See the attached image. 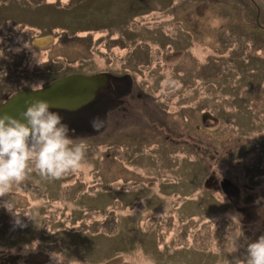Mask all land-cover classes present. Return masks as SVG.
<instances>
[{"label": "rangeland", "instance_id": "1", "mask_svg": "<svg viewBox=\"0 0 264 264\" xmlns=\"http://www.w3.org/2000/svg\"><path fill=\"white\" fill-rule=\"evenodd\" d=\"M254 1L259 25L251 0H0V104L16 89L38 88L63 72L127 73L148 95L142 99L168 109L174 124L182 122L179 107L189 122L214 107L217 128L190 133L220 143L222 163L214 166L216 152L208 155L202 145L156 138L140 143V162L123 163L142 166L141 181L123 173L127 145L117 132L104 138L107 131H99L95 140L70 131L74 144L88 145L81 167L53 180L33 166L0 197V264H246L248 244L264 235V0ZM189 20L211 33L197 34L193 44L175 41L192 31ZM217 34H226L227 46ZM172 48L184 53L177 64L187 69L194 54L198 66L223 64L224 80L214 81L213 91L201 76L195 86H175L179 65L168 67L162 53ZM236 54L249 61L245 78L231 59ZM162 146L175 167L155 165L164 163ZM187 156L188 167L177 165ZM211 166L230 176V195L204 185Z\"/></svg>", "mask_w": 264, "mask_h": 264}, {"label": "flooded vegetation", "instance_id": "2", "mask_svg": "<svg viewBox=\"0 0 264 264\" xmlns=\"http://www.w3.org/2000/svg\"><path fill=\"white\" fill-rule=\"evenodd\" d=\"M253 4H255L254 0H251ZM256 5V24L259 25L258 20H259V6L258 4ZM191 13V12H189ZM188 15H191L189 14ZM190 19L189 17H187ZM193 18V17H192ZM193 21H188V25L192 26V31L191 32H186V36L183 34H176V38L174 37L175 41H179L182 39H187L189 41V44L194 43V38L198 34H205L206 32L211 33L209 29H204L203 31H196L194 29L195 24ZM264 28V27H262ZM190 35V36H189ZM221 36H226V34H217V39L218 43L221 44V47L223 48L224 46H227V42L225 41L224 37L222 38ZM264 31L261 30L258 38L260 40L259 43H261L262 39L264 38ZM221 37V38H220ZM189 39V40H188ZM162 45V44H160ZM166 46L167 44H164ZM181 45V44H180ZM257 49V48H255ZM261 50V49H260ZM165 64H175L179 65V63L182 59L183 52L180 51V49L172 48V49H165L162 50ZM240 54L233 55L231 59L234 61L239 66V71L241 73V77L245 78L248 76L246 72H244L246 68L245 62L248 64L249 61H247L246 58H239ZM239 58V60H238ZM262 59L264 60V52L262 54ZM262 59H260L262 61ZM253 60H257L255 57ZM196 60V55L194 54L191 56V68L186 67V65L181 64L179 65V74L176 76V81H175V86L178 85L180 89L183 88V85H191L195 86V78L201 76V79H204L205 82L211 83V86H208V90H214V87L216 86L214 81H216V84L219 80H224L225 75L222 73L223 64L213 66V63L210 62L209 60H206L204 63L200 61L202 64L201 66H198L195 63ZM223 62V60H222ZM230 61L228 60V63ZM260 63V61H259ZM200 65V64H199ZM172 66V65H171ZM168 65V67H171ZM197 66V67H195ZM260 67V66H259ZM214 69L218 70V73H215ZM99 72H106L108 82L106 87H102L99 89L97 92V95L95 98L92 100L91 103L87 104L84 106V108L73 111V112H68L65 110H60L58 113L65 119L66 121H63L66 123L72 134L77 132L79 129L82 132H86L87 134L90 135H97L101 134L103 130L107 131V136L104 138L111 137L112 132H117V138L120 141L125 142L127 145L126 149L121 150V156L124 159L122 161V167L123 168V173H127L128 175H131L133 177H136L137 179H142L140 177H143L140 172H137L138 169H141L142 166L138 164H133L132 166L125 165L123 163H131L132 161H138L140 162L143 155V151L139 148L140 143L143 141H147L148 143L154 142V140L157 138L159 139L160 143H164L165 141L172 142L175 140V137H179L181 139L182 145L183 146H189L191 142L196 145L197 147L201 148V145L203 147V152L207 153L208 155L212 154V152H216L214 155V166H221L222 163H220L219 158L221 155L218 153V144L220 143H202L203 139L199 135V133L194 137L191 133L190 130H200L202 127L203 128H217L215 126L218 125L220 121V116L214 110H216L214 107L211 105L208 106V108H202L201 111H199L197 114H194L195 116L193 117L194 121L189 122L185 115H187L189 112L186 110V108L179 107V113L178 116L181 114V121L178 123H173V121L169 118L168 116V109L162 110L160 109V104L155 103L153 99L149 98L150 100L147 99H142L143 97H148L146 95L142 88H138L137 85L135 84V81L133 77L127 73H114L109 70L105 71H94V73H99ZM221 72V73H220ZM71 73H81V72H76V71H71V72H63L60 74V76L54 77L53 79L49 80L48 83L41 84L40 86H45L48 85L50 82L55 81L57 79H60V77H63L65 75H69ZM86 75H92V73H85ZM82 73V74H83ZM203 81V80H202ZM200 82V80L198 81ZM264 83V78L263 81ZM172 87V85H170ZM30 88V87H29ZM21 89H27V88H21ZM19 89H16V91ZM14 91V92H16ZM184 92V91H183ZM183 93H180L178 97H180V100L183 98L182 97ZM229 94H235L237 95V92H230ZM8 96V95H7ZM238 96V95H237ZM209 98L212 100L214 97L211 95H206V98ZM6 98V96H5ZM5 98L3 99L2 103L5 101ZM238 98V97H237ZM198 99H196L197 101ZM212 104V103H211ZM235 106V104H234ZM239 111L241 108L236 107ZM223 113V111L221 112ZM85 120H81L82 118H85ZM94 117H99L101 120H103V124L98 128V130L94 129L91 125V121ZM78 120H81L78 121ZM194 122V123H193ZM108 127V129H106ZM111 129V130H110ZM84 130V131H83ZM110 130V131H109ZM79 133H82L80 132ZM101 133H100V132ZM74 133V134H75ZM73 134V135H74ZM93 139L97 140L98 138H102V136L97 137H92ZM263 138V137H262ZM261 138V139H262ZM234 141H237L236 139ZM136 143V144H135ZM252 144V143H251ZM241 149L240 146H237ZM163 148V146H162ZM235 150V149H234ZM232 151V150H231ZM241 151V150H240ZM247 153L249 151H254L252 148L245 149L243 150ZM223 152H220V154ZM231 153V152H230ZM162 157L164 160V163H158L155 162V165H161V167H175L174 164L170 163L169 156L166 152V150L163 148L162 152ZM167 155L168 158H164V156ZM146 156H151L150 154H146ZM156 161H157V156ZM255 163V161H253ZM190 163V157L187 156L183 159V161L180 164L182 167H188ZM257 167H263L262 165H258ZM256 167V168H257ZM254 169V173L255 170ZM108 170V168L106 169ZM264 169L262 168L261 173L264 175ZM221 172V170H219ZM260 172V171H259ZM207 179L204 181V185L208 186V189H218L222 191L225 195H230L232 192V182L231 179H229L230 176L223 175V174H218L216 171V168L211 166L210 171L207 172ZM220 176V177H219ZM135 181L133 178L129 179ZM140 182V181H138ZM148 186H151V180L147 181ZM171 189V188H170ZM236 203V201H234Z\"/></svg>", "mask_w": 264, "mask_h": 264}, {"label": "clouds", "instance_id": "3", "mask_svg": "<svg viewBox=\"0 0 264 264\" xmlns=\"http://www.w3.org/2000/svg\"><path fill=\"white\" fill-rule=\"evenodd\" d=\"M26 104L19 117L0 115V197L12 193L13 183H22L33 166L40 176L55 180L81 167L86 159L88 145L73 143L69 126L58 112L50 110L49 102L34 99ZM102 124L99 117L91 121L96 130ZM11 203L6 201L3 206L9 209ZM236 264L245 262L237 260ZM246 264H264V235L248 244Z\"/></svg>", "mask_w": 264, "mask_h": 264}, {"label": "water", "instance_id": "4", "mask_svg": "<svg viewBox=\"0 0 264 264\" xmlns=\"http://www.w3.org/2000/svg\"><path fill=\"white\" fill-rule=\"evenodd\" d=\"M107 73L99 72L93 75L71 73L49 83V85L33 89L27 88L6 96L0 105V115L7 113L19 117L26 111V101L42 99L50 104V110L57 112L65 110L73 112L91 103L100 88L106 87Z\"/></svg>", "mask_w": 264, "mask_h": 264}]
</instances>
